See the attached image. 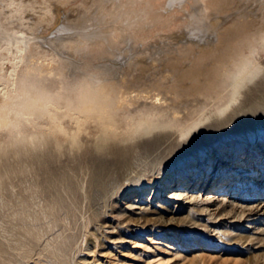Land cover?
Wrapping results in <instances>:
<instances>
[{
    "label": "bare ground",
    "instance_id": "1",
    "mask_svg": "<svg viewBox=\"0 0 264 264\" xmlns=\"http://www.w3.org/2000/svg\"><path fill=\"white\" fill-rule=\"evenodd\" d=\"M239 3L0 0V264L35 256L71 264L74 248L85 247L74 228L93 216L67 202L68 181L83 189L98 156L124 165L141 139L195 138L211 117L240 109L249 84L264 77L255 54L264 50V9L235 11ZM196 166L178 189L192 192L170 198L202 199L208 181L190 187ZM186 171L167 180L186 182ZM184 206H138L132 220L170 228L185 220Z\"/></svg>",
    "mask_w": 264,
    "mask_h": 264
},
{
    "label": "rangeland",
    "instance_id": "2",
    "mask_svg": "<svg viewBox=\"0 0 264 264\" xmlns=\"http://www.w3.org/2000/svg\"><path fill=\"white\" fill-rule=\"evenodd\" d=\"M261 9L264 0H240L235 11L258 13ZM39 26L42 29L43 25ZM255 54L264 73V50ZM261 78L263 82L258 77L250 83L254 85L249 84L240 109L211 117L197 130L195 138L180 142L157 137L141 139L138 151L131 157L127 155L124 165L111 156H98L83 189L76 184L77 179L68 181L71 191L67 202L77 203L79 216H93L85 229L74 228L79 241L85 235V247L74 248L71 264H264V77ZM236 143L239 147L233 148ZM195 163L196 177L190 187L200 189L208 181L203 188L206 192L200 195L202 199L194 204L170 198L169 191L176 192L191 181L189 171ZM251 164L252 172L240 174V168H250ZM184 168L186 182L167 180ZM185 189L181 190L192 192ZM206 197L211 200L208 209L200 210L207 206ZM157 205L174 209L185 205L179 215L186 218L170 228L135 225L132 219L141 212L138 206L149 210ZM242 235L249 242L238 241ZM34 258L25 264H40Z\"/></svg>",
    "mask_w": 264,
    "mask_h": 264
},
{
    "label": "snow or ice",
    "instance_id": "3",
    "mask_svg": "<svg viewBox=\"0 0 264 264\" xmlns=\"http://www.w3.org/2000/svg\"><path fill=\"white\" fill-rule=\"evenodd\" d=\"M109 2H112L115 6V4H124L125 0H109ZM127 2L132 3V4H141V5L150 6L153 0H127ZM186 2H189V0H166V6L167 8L171 9V8H175L178 6H182ZM191 2L193 3L194 10H195L197 5H204L206 3V0H191ZM207 2H214V0H207ZM207 11L208 9L205 8L204 12L206 13ZM160 35L161 34L158 33L157 38H159ZM165 39H168V37H166ZM128 42L129 44L132 43L131 40H129ZM161 43H163V41H161Z\"/></svg>",
    "mask_w": 264,
    "mask_h": 264
}]
</instances>
